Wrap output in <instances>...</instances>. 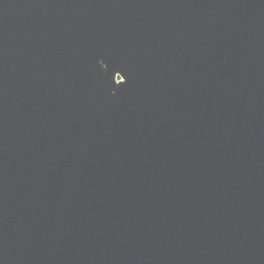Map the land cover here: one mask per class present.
<instances>
[{
    "label": "water",
    "instance_id": "obj_1",
    "mask_svg": "<svg viewBox=\"0 0 264 264\" xmlns=\"http://www.w3.org/2000/svg\"><path fill=\"white\" fill-rule=\"evenodd\" d=\"M0 264H264V0H0Z\"/></svg>",
    "mask_w": 264,
    "mask_h": 264
}]
</instances>
